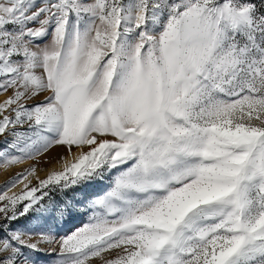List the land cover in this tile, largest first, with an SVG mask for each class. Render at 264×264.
<instances>
[{
	"label": "snow or ice",
	"instance_id": "snow-or-ice-1",
	"mask_svg": "<svg viewBox=\"0 0 264 264\" xmlns=\"http://www.w3.org/2000/svg\"><path fill=\"white\" fill-rule=\"evenodd\" d=\"M0 96V264H264V0H0Z\"/></svg>",
	"mask_w": 264,
	"mask_h": 264
},
{
	"label": "rangeland",
	"instance_id": "rangeland-1",
	"mask_svg": "<svg viewBox=\"0 0 264 264\" xmlns=\"http://www.w3.org/2000/svg\"><path fill=\"white\" fill-rule=\"evenodd\" d=\"M5 99V96H0V102H2L3 100ZM3 138L0 137V140H2ZM63 153V149L61 148H56V149H53L51 150L46 157L44 158H41V159H45V158H49V157H57L59 155H61ZM34 162L32 161H29L25 164H21V165H16L12 168H9V169H3V168H0V189L3 188V186L5 185V182L10 180L12 177L15 176L16 173H19L21 171H23L25 168L29 167L30 164H32ZM53 165H55L54 163L53 164H43L41 165V167L45 168V169H53V168H56V167H53ZM52 166V168H51ZM40 175L41 178H44L47 174L46 171H41L38 173ZM33 183H35V181H33ZM22 186H19L17 188H14L13 191L15 192H18L20 190ZM78 223V221H77ZM63 234V233H61ZM42 264H50V258L49 257H45L44 258V261H42Z\"/></svg>",
	"mask_w": 264,
	"mask_h": 264
},
{
	"label": "bare ground",
	"instance_id": "bare-ground-1",
	"mask_svg": "<svg viewBox=\"0 0 264 264\" xmlns=\"http://www.w3.org/2000/svg\"><path fill=\"white\" fill-rule=\"evenodd\" d=\"M53 167L59 168V165L58 164H55V165H53ZM51 168H52V166H51ZM17 187H19V186H17Z\"/></svg>",
	"mask_w": 264,
	"mask_h": 264
}]
</instances>
